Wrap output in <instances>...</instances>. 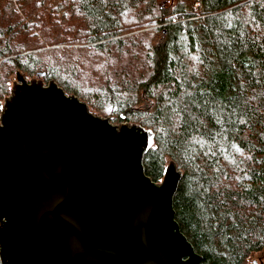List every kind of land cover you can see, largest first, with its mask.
I'll list each match as a JSON object with an SVG mask.
<instances>
[{
  "label": "trees",
  "instance_id": "16d2710c",
  "mask_svg": "<svg viewBox=\"0 0 264 264\" xmlns=\"http://www.w3.org/2000/svg\"><path fill=\"white\" fill-rule=\"evenodd\" d=\"M49 8L61 15L45 21ZM67 10L81 14L83 34L59 32L58 40ZM89 67L96 83L82 85ZM17 71L86 100L91 92L98 102L119 98L120 120L146 116L138 123L151 127L154 143L144 172L158 182L166 158L181 170L174 217L199 264H256L250 256L264 250V0H0V112Z\"/></svg>",
  "mask_w": 264,
  "mask_h": 264
},
{
  "label": "water",
  "instance_id": "95a60500",
  "mask_svg": "<svg viewBox=\"0 0 264 264\" xmlns=\"http://www.w3.org/2000/svg\"><path fill=\"white\" fill-rule=\"evenodd\" d=\"M40 76L17 71L0 112L1 264H199L174 217L181 170L144 172L153 131Z\"/></svg>",
  "mask_w": 264,
  "mask_h": 264
},
{
  "label": "rangeland",
  "instance_id": "374dc122",
  "mask_svg": "<svg viewBox=\"0 0 264 264\" xmlns=\"http://www.w3.org/2000/svg\"><path fill=\"white\" fill-rule=\"evenodd\" d=\"M11 1L13 3L16 2V0H11ZM33 8H34V11H37V9L35 8V5H33ZM28 10H29V8H28ZM47 12L48 13H43L42 14V17H43V19L45 21H48V17H49L48 15H61L59 12H54L50 8H49V10ZM79 15H81V14H77V13L73 12L72 10H67V12H66V20L62 21V23L60 25L61 27L60 26L57 27V32L56 33L58 34V37H59L58 40H60L59 32L61 33V36L62 37H66V39H72V38H74V37H76V36H78L80 34H83V25L84 24L82 25V20H81ZM52 21H53V19H50L49 22H52ZM62 24H64V25L62 26ZM34 27H35L34 29H37V31H39L38 29L40 27H38V26H34ZM42 33L48 34V32L45 31V30L43 32L39 31V36H41ZM52 33H55V32L50 30L49 34H52ZM45 59H47V58H45ZM97 63H98L97 72H98V76H99V79H100L101 77H105V72L103 71V69H101L100 63L99 62H97ZM110 72L112 73V71H110ZM36 76H37L36 74H33V76H24V77L29 82L31 78L36 77ZM41 76H40V78H42ZM78 79L81 81L82 85L86 84V82H87V84L89 86L92 85V84H95L96 83V78L94 77V69H93V72H92V67H89L86 70L85 74L83 76H81L80 78H78ZM13 80H15V76H14ZM99 81L101 83H104L107 80H104V81L99 80ZM110 81H112V80H110ZM43 82H44V84H47V82H45L44 80H43ZM85 89L87 90V92L90 91V88L85 87ZM91 94L93 96L88 97L87 98L88 101L86 99L81 98V97H78V98L80 100H84V102L89 106L88 109H89L90 112H92L93 114H98L99 116H102V117H108L112 124L120 125V123H122L124 121H126V122L129 121L131 123L139 124L138 122L141 119L146 117V116L144 117V115H141V114H135V115H133L131 117L132 119H130V120H128V119L127 120H125V119H121L120 120V119H118V116L116 114V112L118 110V106H119L118 103L120 101L119 98H113L114 100H109V101H105V102L99 100V102H98V99H96L94 97V93L91 92ZM115 116H116V118H115ZM139 125H141V124H139ZM144 126H145V128H148L146 125H144ZM150 130H152L151 127H150ZM153 137H154V134H153ZM167 159L168 158L165 159V165H164L165 167H164L162 176H163V174L165 172V169H166ZM250 261H254V263H256V264H264V250L261 251V252H258V253H253L250 256Z\"/></svg>",
  "mask_w": 264,
  "mask_h": 264
},
{
  "label": "flooded vegetation",
  "instance_id": "af4514ba",
  "mask_svg": "<svg viewBox=\"0 0 264 264\" xmlns=\"http://www.w3.org/2000/svg\"><path fill=\"white\" fill-rule=\"evenodd\" d=\"M14 82V81H13ZM13 82H12V85H13ZM12 85H11V87H12ZM162 179V178H161ZM161 181V180H160Z\"/></svg>",
  "mask_w": 264,
  "mask_h": 264
}]
</instances>
